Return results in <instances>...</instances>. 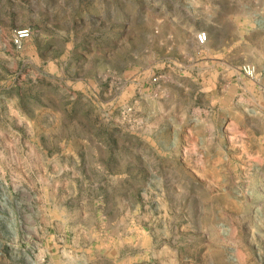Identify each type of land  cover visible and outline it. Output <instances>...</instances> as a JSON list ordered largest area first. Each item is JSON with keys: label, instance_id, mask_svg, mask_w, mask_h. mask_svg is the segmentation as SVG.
Instances as JSON below:
<instances>
[{"label": "rangeland", "instance_id": "obj_1", "mask_svg": "<svg viewBox=\"0 0 264 264\" xmlns=\"http://www.w3.org/2000/svg\"><path fill=\"white\" fill-rule=\"evenodd\" d=\"M0 264H264V0H0Z\"/></svg>", "mask_w": 264, "mask_h": 264}, {"label": "built area", "instance_id": "obj_2", "mask_svg": "<svg viewBox=\"0 0 264 264\" xmlns=\"http://www.w3.org/2000/svg\"><path fill=\"white\" fill-rule=\"evenodd\" d=\"M19 35H20L19 38H24V37L27 36V34L24 33V32H21ZM207 39L208 38H207V34L206 33L199 34L198 37H197V40H198L199 44H205L207 42Z\"/></svg>", "mask_w": 264, "mask_h": 264}]
</instances>
